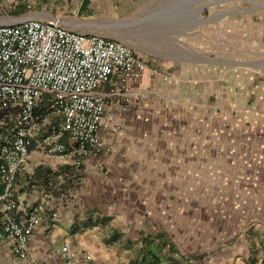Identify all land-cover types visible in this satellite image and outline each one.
I'll return each mask as SVG.
<instances>
[{"label": "crops", "instance_id": "1", "mask_svg": "<svg viewBox=\"0 0 264 264\" xmlns=\"http://www.w3.org/2000/svg\"><path fill=\"white\" fill-rule=\"evenodd\" d=\"M76 7L78 25L94 30L85 34L126 44L148 70L135 83L114 75L99 88L108 150L84 159L78 186L26 188L23 172L63 164L33 145L11 214L37 213L32 258L63 264L67 246L94 264H131L149 236L163 264H264V0ZM0 264H25L7 238Z\"/></svg>", "mask_w": 264, "mask_h": 264}, {"label": "built area", "instance_id": "2", "mask_svg": "<svg viewBox=\"0 0 264 264\" xmlns=\"http://www.w3.org/2000/svg\"><path fill=\"white\" fill-rule=\"evenodd\" d=\"M146 70L126 44L75 31L58 19L0 24V109L18 110L15 135L0 146V210L5 214L0 238L12 242L13 253L25 264H43L30 254L39 218L30 213L16 220L10 212L20 208L16 175L27 169L33 145L76 167L91 153L108 150L101 139L109 120L99 88L114 75L122 84L135 83ZM41 104L45 113L38 112ZM62 252L63 264H94L90 254L77 259L67 246Z\"/></svg>", "mask_w": 264, "mask_h": 264}, {"label": "trees", "instance_id": "3", "mask_svg": "<svg viewBox=\"0 0 264 264\" xmlns=\"http://www.w3.org/2000/svg\"><path fill=\"white\" fill-rule=\"evenodd\" d=\"M85 7L81 8L83 11ZM29 10V6L24 4L23 1L19 2L16 7L11 10L10 14L12 15H20ZM38 112L45 113L46 107L41 104V107L38 108ZM18 110L13 108L8 109H0V146L5 142V139H12L15 135L16 130V116ZM81 166H74L71 164H60L55 168L50 167H37L33 170L32 173L23 172L21 176L24 178L25 183L27 184L26 188L29 189H37L39 191H43L47 194L52 192L55 194L54 189L60 187V191H64L67 187L78 186L80 175H81ZM19 174L16 175V178ZM20 176V175H19ZM61 182V183H60ZM16 184V182H15ZM59 185V186H57ZM3 184L0 181V193L2 191ZM15 197V195H14ZM16 199V198H15ZM23 209H21L17 215L13 216L16 211H11L10 215L13 218H18L21 215ZM25 210V209H24ZM35 213L33 210H28L24 216ZM5 214L0 210V232L2 230V225L4 221ZM19 220V219H16ZM142 246L139 251V258L133 259L131 264H163L164 257L160 252V248L151 247V239L149 236L142 239Z\"/></svg>", "mask_w": 264, "mask_h": 264}, {"label": "rangeland", "instance_id": "4", "mask_svg": "<svg viewBox=\"0 0 264 264\" xmlns=\"http://www.w3.org/2000/svg\"><path fill=\"white\" fill-rule=\"evenodd\" d=\"M21 1L29 6V10L16 16L10 14L11 10H13V8L16 7ZM76 4L77 0H0V24H10L13 23V21H10V19H19L25 17H39L44 20H50L51 18L49 15H52L61 22L67 23L68 27L74 29L75 31L83 33L94 31L92 28H90V26L81 24L80 26L78 25L81 19H79L78 15L76 14ZM105 11L113 16L115 14L118 15V12L114 7H107L105 8ZM4 15L7 18L2 17ZM46 98L47 96H43V99ZM234 212L239 213V211ZM255 213V210H249V214H247L249 223L255 221Z\"/></svg>", "mask_w": 264, "mask_h": 264}, {"label": "water", "instance_id": "5", "mask_svg": "<svg viewBox=\"0 0 264 264\" xmlns=\"http://www.w3.org/2000/svg\"><path fill=\"white\" fill-rule=\"evenodd\" d=\"M2 17L7 18L5 15L2 16ZM29 18H31V17H29ZM29 18L28 17H25V18H19V19H10V21H13V23H19V22H22L23 20H26V19H29ZM62 24L68 27V24L67 23L62 22Z\"/></svg>", "mask_w": 264, "mask_h": 264}]
</instances>
